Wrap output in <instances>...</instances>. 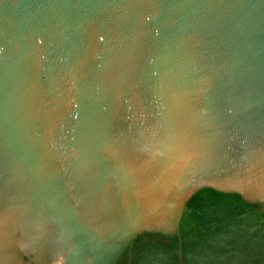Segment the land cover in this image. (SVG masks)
Instances as JSON below:
<instances>
[{"label":"water","instance_id":"obj_1","mask_svg":"<svg viewBox=\"0 0 264 264\" xmlns=\"http://www.w3.org/2000/svg\"><path fill=\"white\" fill-rule=\"evenodd\" d=\"M206 186L264 206V0H0V264H116Z\"/></svg>","mask_w":264,"mask_h":264},{"label":"trees","instance_id":"obj_2","mask_svg":"<svg viewBox=\"0 0 264 264\" xmlns=\"http://www.w3.org/2000/svg\"><path fill=\"white\" fill-rule=\"evenodd\" d=\"M180 228L181 238L138 234L116 264H264V206L240 193L202 187L187 201Z\"/></svg>","mask_w":264,"mask_h":264},{"label":"flooded vegetation","instance_id":"obj_3","mask_svg":"<svg viewBox=\"0 0 264 264\" xmlns=\"http://www.w3.org/2000/svg\"><path fill=\"white\" fill-rule=\"evenodd\" d=\"M131 253V252H130Z\"/></svg>","mask_w":264,"mask_h":264}]
</instances>
